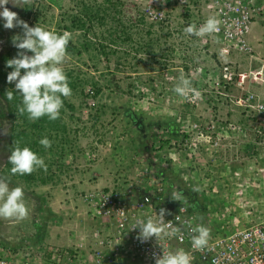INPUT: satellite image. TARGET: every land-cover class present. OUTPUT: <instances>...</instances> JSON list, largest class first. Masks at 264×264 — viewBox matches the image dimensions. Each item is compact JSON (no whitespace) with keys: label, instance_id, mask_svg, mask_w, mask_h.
<instances>
[{"label":"rangeland","instance_id":"obj_1","mask_svg":"<svg viewBox=\"0 0 264 264\" xmlns=\"http://www.w3.org/2000/svg\"><path fill=\"white\" fill-rule=\"evenodd\" d=\"M110 1L112 7L106 0H30L19 6L9 0L5 5L30 27L38 24L58 33L66 31L64 26H70L71 16L80 17L83 5L100 10L92 22L84 21V29L68 31L72 43L87 40L89 47L80 55H69L63 64L66 74H70L68 80L74 85L72 95L65 100L76 111L64 109L61 116L68 131L67 142L59 143L58 137L51 144L54 153L45 148L43 155L37 154L44 159L47 170L37 169L33 174L50 180L44 184H26L6 172L9 125L0 118V130L7 129L6 134H0V175L11 178V186H23L29 209L27 218L16 219L22 222L20 230L26 237H35L32 228L35 223L43 226L40 236L51 233L54 225L64 224L67 232L72 229V234L82 239L88 231L89 217L82 195L88 190L104 188L97 180L104 172L117 175L133 168L132 155L142 142L144 147L150 145L151 150L156 148L155 151L162 153L165 168L175 172L180 186L194 193L195 199L205 206L201 211L209 214L213 233H222L223 222L230 229L234 220L246 227L254 220L263 219L264 144L256 139L245 112L231 104L241 91L228 87L221 92L206 82L207 77L216 76V69L223 62L216 54V47H201L193 36L184 32L191 20L187 7L173 3L169 21L153 24L141 13L146 0ZM189 3L197 5L196 0ZM104 8H108L105 14ZM261 26L264 31L263 24L253 26L256 32L253 35L258 40L256 48L260 56L264 57ZM17 34H22L21 28L6 29L0 42V56L6 52H10L7 57L17 54L18 49L12 43V37ZM104 46L108 56H104ZM0 70L7 80L11 70L3 60ZM181 76L191 79L201 95L192 101L178 95L174 88ZM87 87L100 89L91 109L85 107ZM249 89L264 97V85ZM3 106L0 99V110ZM127 110L146 121L176 119L183 132L179 139L170 142L162 137V128L152 127L142 136L143 132L133 130L125 116ZM116 143L120 150L113 152ZM251 143L252 152H246L243 147ZM123 148L126 150L121 153ZM89 153L92 161H87ZM116 155L123 160L117 162L113 157ZM99 181L101 184L97 186ZM194 188L198 191H193ZM10 219L0 218V222L5 224ZM18 231L0 230V237L16 238Z\"/></svg>","mask_w":264,"mask_h":264},{"label":"built area","instance_id":"obj_2","mask_svg":"<svg viewBox=\"0 0 264 264\" xmlns=\"http://www.w3.org/2000/svg\"><path fill=\"white\" fill-rule=\"evenodd\" d=\"M197 5L189 0H146L141 8L145 20L153 24H166L171 17V7L175 3L187 7L190 23L199 27L209 16L215 15L221 21L220 32L204 37L193 36L201 47L214 45L219 63L216 76L206 78L218 91L234 87L241 91L233 97L231 104L245 112L256 138L264 144V97L249 89L251 86L264 85V57L250 41L252 27L257 22L264 23V0H196ZM205 81V80H204ZM228 97L227 94H221ZM85 107H95L93 89H84ZM196 95L188 96L192 101ZM84 114H87L85 112ZM86 118V117H85ZM183 130L179 127V136ZM143 145V146H142ZM151 150V146L135 148L132 155L134 173L120 180L112 187L85 191L82 202L90 220L94 222L91 242L87 250L81 248L90 264H155L154 254L162 255L168 250L183 248L193 256L192 264H264V218L241 227L233 221L231 228L222 223L221 234L211 230L209 247L204 252L196 251L191 246L189 224L195 226L203 216V223L210 228L209 214L199 210L182 211V205L171 199L175 188L180 183L175 172L165 168L160 151ZM159 155V156H156ZM87 161H92L91 153L86 154ZM170 157V155H169ZM153 176V178H152ZM187 178H184L186 181ZM161 207L172 215L165 220L182 226V233L175 237L156 240L150 238L141 242L137 237L139 229L131 227L138 219L155 218ZM203 213V214H202ZM180 217L176 221L175 216ZM209 218V219H208ZM79 250V248H78ZM9 249L0 243V264H9L4 256ZM30 250L22 254L25 264L30 260ZM72 258L68 252L59 248L53 252L54 260L71 263L77 259L76 250Z\"/></svg>","mask_w":264,"mask_h":264},{"label":"clouds","instance_id":"obj_3","mask_svg":"<svg viewBox=\"0 0 264 264\" xmlns=\"http://www.w3.org/2000/svg\"><path fill=\"white\" fill-rule=\"evenodd\" d=\"M11 2L19 6L20 3H29L30 0H11ZM160 2L163 3L164 0ZM8 3L9 0H0V8L3 9L0 11V17L4 20V28L22 29V34L12 37V43L18 49L17 54L6 61V66L12 69L7 75V82L14 83V91L22 97L21 105L17 106V112L20 115L26 114L31 121L45 116L49 120H56L60 117V110L64 106L63 98L72 95L69 80L63 68V64L70 58L67 49L72 40V34L68 31L61 34L38 24L30 27L16 12L5 7ZM221 24L222 21L212 15L199 27L194 22L188 24L184 32L196 37L216 35L220 32ZM14 91L6 90L5 97L8 101L14 99ZM174 91L182 97H188L191 94L201 95L194 88L191 79L184 76H181ZM6 132L7 129L0 130V134H6ZM39 143L47 149L51 147L52 141L44 137ZM8 162L11 165L12 175H30L37 169L47 170L44 159L28 146L21 147L19 141H16L11 148ZM193 191L198 189L194 188ZM171 199L182 205L180 207L182 211H187L188 207L194 206L178 187L171 193ZM28 215L29 209L25 202L23 186H11V180L0 175V218L23 220ZM166 215H172V213L161 207L155 218L149 216L147 219H138L131 228L139 229L137 238L141 242H146L152 237L159 240L182 233V226L174 224L171 220L166 221ZM175 219L179 221L180 217L176 215ZM196 219L201 222L195 226L192 224L188 226L191 246L193 250L204 252L209 247L211 229L203 223L202 215L193 216V220ZM154 259L155 264H192L193 256L190 252L179 248L170 249L162 255L154 254Z\"/></svg>","mask_w":264,"mask_h":264},{"label":"trees","instance_id":"obj_4","mask_svg":"<svg viewBox=\"0 0 264 264\" xmlns=\"http://www.w3.org/2000/svg\"><path fill=\"white\" fill-rule=\"evenodd\" d=\"M106 3H108L110 6L112 5L110 0H106ZM111 3V4H110ZM112 7V6H111ZM106 9L104 8V14L106 13ZM99 8L95 9L92 7H88L83 5L81 11H80V17L79 16H71L70 17V26H64V30L73 32L75 30L84 29L86 24L84 21H87V23L92 22L93 19H96L99 14ZM4 27V22L0 20V36L2 34ZM62 34V32H60ZM86 42H82L79 44H74L72 41H70L68 46V53L69 55H80L83 52H86L89 47V41L85 40ZM16 54L13 56L7 57L0 56V61L6 62L8 59H11L15 57ZM104 56H108V54L105 52V46H104ZM11 71L12 69L9 68ZM67 77H70V74H67ZM69 86L71 89L74 88V85L71 81H69ZM14 84H9L7 80H4V74L0 70V99L4 101V106L1 107L0 110V118L7 120V123L9 124V131L7 135V141H8V157L11 153V148L14 146L16 141H19V144L21 147L28 146L38 155L44 154V147L39 143V141L47 137L50 141H54L56 138L59 137V143L60 142H67L66 134H68L67 128L65 124L62 122V113L63 110L66 109L69 112L76 111V108L66 102L65 98H63L64 106L60 110V117L56 120H49L47 116L42 117L36 121H31L27 118V115H20L17 112V106L21 105L22 97L19 93H16L14 91ZM7 89H13L14 91V99L11 101H8L5 97V92ZM99 88H96V90L93 89L94 98H96V94L99 92ZM129 112V113H128ZM125 116L129 119L131 122H135V125H137V128L139 132H143L142 136L145 135V133L152 127L156 128H162L164 130V134H162V137H167V142H170L172 140L179 139V125L176 119L166 120V121H150V120H144L143 116L137 115L131 110L127 111ZM96 118V116H94ZM154 135V134H152ZM62 148H60L59 156L62 155ZM49 153L53 152V147H49L48 149ZM4 167L6 169V172L9 173L13 179L21 180L22 182H25L26 184L36 183L39 182L41 184L46 183L49 178H43L40 174H26V175H12L10 172L11 165L8 162V159L4 163ZM9 178L10 180H12ZM181 190L183 191V194L188 197V200L190 204L194 205L193 207H188L189 210H199L201 211L205 206H202L199 201L195 199L196 195L194 193H191L187 191L186 189L182 188L180 186ZM35 230H36V239H40V234L42 231V226L38 225L37 223L34 224Z\"/></svg>","mask_w":264,"mask_h":264},{"label":"crops","instance_id":"obj_5","mask_svg":"<svg viewBox=\"0 0 264 264\" xmlns=\"http://www.w3.org/2000/svg\"><path fill=\"white\" fill-rule=\"evenodd\" d=\"M26 5V4H24ZM26 8V6H24V9ZM1 21L4 22L3 19H0ZM256 24H263V22H257ZM255 27V24H254ZM254 27H252L251 30V34H250V41L251 43L257 47V38L253 35L254 32ZM263 28L262 26L260 27V39H264L262 37V34L264 33V31L261 29ZM5 31L6 28L3 27V31L2 34L0 36V42H2L4 40V35H5ZM264 35V34H263ZM7 53L9 54L10 52H6L4 53L3 56L7 55ZM2 56V55H1ZM8 56V55H7ZM134 131H138L137 127L133 128ZM119 134V133H117ZM257 139V138H256ZM258 140V139H257ZM259 141V140H258ZM114 151L113 152H118L120 150V145L119 144H115L113 146ZM122 147V146H121ZM253 147V143L251 144H246L243 148L246 152H252V148ZM126 150V148L121 149V153L124 152ZM123 155V154H121ZM114 159L118 161L123 160V158H121V156H113ZM110 174H106L107 172H104V176L101 177V179H97L100 180L102 182V185L105 187H112L114 186L116 183H119L120 180L127 178L128 176H131L134 173V167H130L128 170H124V172L122 173H118L117 175L113 174L112 171H108ZM131 173V174H130ZM95 177H99L97 174ZM153 178V176H152ZM95 181V180H94ZM100 181L96 184L97 186H99ZM104 182V184H103ZM55 218V216H53ZM58 218V216H57ZM2 221V220H1ZM86 225H88V231L86 230L84 232V237L82 239H77L76 237H78L76 234H72V229H70V232H67L65 225H60L58 224L57 226L54 225L51 228V233H47V234H42L40 239H36V235L31 236L29 235V237L25 236V232L21 231L20 229H22V222L20 220H16L14 218H11L8 222V220L4 223L0 222V230H5L7 232H11L13 230H19V234L16 238H5V236L0 237V243L4 246H6L10 253L5 254L6 256H4L6 258V260H8L9 264H25V259H22V254H24V252L29 249L30 250V260L27 264H90L89 262H87V254L84 257V252L85 251H81V248H84L85 250H87V245L91 242V233L94 226V222L92 220H90V217H88V219L86 220ZM44 222V221H43ZM45 223V222H44ZM41 225V224H38ZM71 225V224H70ZM72 227L74 226V224L71 225ZM43 227V226H42ZM32 228H35L34 225H32ZM43 230V228H42ZM36 231V230H35ZM9 232V233H10ZM36 234V232H35ZM52 234V235H51ZM33 235V234H32ZM2 236V235H1ZM67 239V240H66ZM58 248H64V250H66L68 252V254L73 257V254L75 252H73V250H76V253L78 254L77 259H73V261L71 263L69 262H59L54 260L53 257V252L55 250H57ZM79 248V250H78ZM35 253H37V257L35 255Z\"/></svg>","mask_w":264,"mask_h":264},{"label":"flooded vegetation","instance_id":"obj_6","mask_svg":"<svg viewBox=\"0 0 264 264\" xmlns=\"http://www.w3.org/2000/svg\"><path fill=\"white\" fill-rule=\"evenodd\" d=\"M127 111H129V110H127ZM127 111H126V113H127ZM129 113V112H128ZM129 120V119H128ZM7 121V120H6ZM131 122V121H130ZM131 124L134 126V127H137V125H135V122H131ZM9 125V124H8ZM8 131H9V127H8ZM7 135H8V133H7Z\"/></svg>","mask_w":264,"mask_h":264}]
</instances>
